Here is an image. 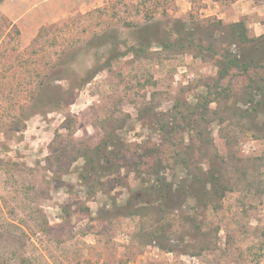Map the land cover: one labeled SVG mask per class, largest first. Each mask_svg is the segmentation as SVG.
Segmentation results:
<instances>
[{"label":"rangeland","instance_id":"rangeland-1","mask_svg":"<svg viewBox=\"0 0 264 264\" xmlns=\"http://www.w3.org/2000/svg\"><path fill=\"white\" fill-rule=\"evenodd\" d=\"M236 1L96 0L30 39L0 13V264H264V106L218 67L264 7ZM105 152L116 171L88 173Z\"/></svg>","mask_w":264,"mask_h":264},{"label":"trees","instance_id":"trees-1","mask_svg":"<svg viewBox=\"0 0 264 264\" xmlns=\"http://www.w3.org/2000/svg\"><path fill=\"white\" fill-rule=\"evenodd\" d=\"M3 0H0L2 2ZM145 29H152V26L147 25L141 28V30ZM148 30V31H149ZM232 35L236 39L238 45L240 46V52H234L229 49H223L222 52H220V57L218 59V67H219V80H223L224 78L228 77L230 73H232V76L235 77H245L248 80H251L252 83H250V86H252L253 91H259V96L261 97L260 99H255L256 94L250 93V97L247 99L250 104L252 105L253 110H257L258 106H264V85L263 84H256L254 77H252L249 72L253 71V73H257L258 68H263L264 67V34L261 36H254L250 37L248 35V29L243 21L236 22L232 24ZM42 30L40 31L41 35ZM144 32V31H143ZM158 34H156V38H158ZM182 38V39H180ZM178 41H182L183 37L181 34H178L177 37ZM158 41V39H157ZM190 44L194 43V40H188ZM160 46H166L167 41H158L157 42ZM169 44V43H168ZM203 47V46H202ZM217 55V53H216ZM97 69L93 71V73H96ZM231 76V75H230ZM219 80H217L219 83L217 84V92H215L218 95H226L229 97H232L234 95V88L230 87L229 85H223ZM246 81V80H245ZM263 85V86H262ZM232 93V94H230ZM216 98H208L205 100L203 103V108L205 110L208 109L209 105L214 102ZM255 103V104H254ZM199 106H202V102L199 103ZM251 106H248L246 109L249 112L251 109ZM194 124V121H193ZM168 125H163L161 126L162 129L167 130ZM173 128V127H172ZM101 147L99 148L98 152H100ZM150 156V155H149ZM99 157L105 162L103 164L100 163H95L90 165V170H88V173L90 172H97L99 175H106L107 173H112L115 172L116 169H113L112 171H107L103 169V166H105L107 163L110 162V158L108 157V152H105L104 154H99ZM159 158V157H156ZM96 160V159H95ZM93 159V161H95ZM156 173L158 174V170H156ZM198 178V177H197ZM196 178V179H197ZM201 178V177H199ZM202 192L204 193H209V187L212 186L216 190L219 188V196L224 197L227 186L221 185L220 182V176L219 172H216L213 168H209L207 171H202ZM171 185L169 182H167L166 177H162L159 182L156 183L155 188L149 187V190H152L153 193H157L158 195L160 194L162 198L167 197V193L165 190L168 188L171 189ZM197 187V181H191V184L189 186L187 185V191L186 187L183 190L184 193L186 192L188 195H196L195 189ZM198 192V190H197Z\"/></svg>","mask_w":264,"mask_h":264},{"label":"crops","instance_id":"crops-1","mask_svg":"<svg viewBox=\"0 0 264 264\" xmlns=\"http://www.w3.org/2000/svg\"><path fill=\"white\" fill-rule=\"evenodd\" d=\"M58 1L60 3L55 7L52 6L53 3H49V1L46 2V0H3L0 2V13L3 14L13 26L17 27L25 38H27V32H30L28 35V39H30L36 36L43 26L64 19L76 12H82L84 9L86 10L89 8L91 4H94L96 0ZM250 1L252 2L250 4L252 10H259L261 8L260 6L264 7V0H259L260 3H257L255 0ZM40 2H46L45 5L48 9L51 8V10H53V8H55L51 15L43 17L41 11L44 7L41 10L39 9ZM234 4H236L234 7L237 8L245 7L244 0H237ZM261 10H264V8H261ZM261 13H264V11Z\"/></svg>","mask_w":264,"mask_h":264}]
</instances>
